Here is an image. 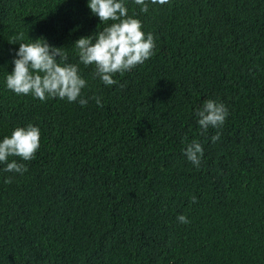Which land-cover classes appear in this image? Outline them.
Returning <instances> with one entry per match:
<instances>
[{
    "label": "trees",
    "instance_id": "16d2710c",
    "mask_svg": "<svg viewBox=\"0 0 264 264\" xmlns=\"http://www.w3.org/2000/svg\"><path fill=\"white\" fill-rule=\"evenodd\" d=\"M126 4L153 55L111 86L80 64L82 107L4 89L11 42L44 38L77 63L72 43L106 25L86 0H0V138L40 129L31 160L9 158L23 175L0 171V264H264V0ZM206 99L228 109L219 129L196 124Z\"/></svg>",
    "mask_w": 264,
    "mask_h": 264
},
{
    "label": "clouds",
    "instance_id": "9594fccd",
    "mask_svg": "<svg viewBox=\"0 0 264 264\" xmlns=\"http://www.w3.org/2000/svg\"><path fill=\"white\" fill-rule=\"evenodd\" d=\"M140 13H147L149 5L164 6L170 0H131ZM91 15L105 24L100 31L76 39L72 46L78 58L77 63L67 62V53L63 47L50 45L44 38H29L22 42L23 34L16 36L14 44H18L12 57V70L5 72L3 87L16 95H31L32 98L44 102L46 99L57 98L66 102L78 103L82 107L88 99L82 95L87 87L86 79L81 75L79 65H91L92 78H98L105 86L117 83L115 74H123L139 64H143L153 55L155 47L151 32L142 30V22L135 15L128 14L126 0H86ZM111 21V23H107ZM99 106L101 101L96 98ZM196 124L202 131L210 127L219 129L228 116L227 107L218 100L206 99L199 108L194 110ZM217 131L210 139H219ZM182 153L193 167H199L203 156V147L196 139L184 141ZM40 146V129L28 123L14 127L10 134L0 138V171L23 175L27 170L23 163L10 157H19L22 161L31 160ZM5 183L11 177L4 178ZM179 223L186 224L188 219L179 214Z\"/></svg>",
    "mask_w": 264,
    "mask_h": 264
}]
</instances>
